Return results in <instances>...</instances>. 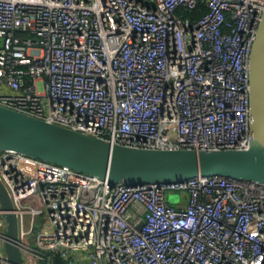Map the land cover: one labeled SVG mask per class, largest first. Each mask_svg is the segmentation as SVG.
Wrapping results in <instances>:
<instances>
[{
  "label": "built area",
  "instance_id": "obj_1",
  "mask_svg": "<svg viewBox=\"0 0 264 264\" xmlns=\"http://www.w3.org/2000/svg\"><path fill=\"white\" fill-rule=\"evenodd\" d=\"M263 13L264 0H0V105L129 147L247 149ZM0 181L24 264H264V183L112 184L13 149ZM6 235L0 206V264Z\"/></svg>",
  "mask_w": 264,
  "mask_h": 264
},
{
  "label": "water",
  "instance_id": "obj_2",
  "mask_svg": "<svg viewBox=\"0 0 264 264\" xmlns=\"http://www.w3.org/2000/svg\"><path fill=\"white\" fill-rule=\"evenodd\" d=\"M249 73L253 138L247 149L129 147L0 105V150H17L107 178L112 184L179 182L198 174H218L264 183V13L252 46ZM0 206L7 223L5 249L9 264H24L18 219L12 199L1 181Z\"/></svg>",
  "mask_w": 264,
  "mask_h": 264
},
{
  "label": "trees",
  "instance_id": "obj_3",
  "mask_svg": "<svg viewBox=\"0 0 264 264\" xmlns=\"http://www.w3.org/2000/svg\"><path fill=\"white\" fill-rule=\"evenodd\" d=\"M207 6L206 4L202 3L200 4L199 8L193 11H187V10H179V14H181L183 17H191L192 19H197L198 17L202 16L204 13L207 12ZM54 264H68L65 260L60 258L59 256H55L54 258Z\"/></svg>",
  "mask_w": 264,
  "mask_h": 264
},
{
  "label": "rangeland",
  "instance_id": "obj_4",
  "mask_svg": "<svg viewBox=\"0 0 264 264\" xmlns=\"http://www.w3.org/2000/svg\"><path fill=\"white\" fill-rule=\"evenodd\" d=\"M182 192H166V197L170 204L177 205L181 198H184L186 201L187 196Z\"/></svg>",
  "mask_w": 264,
  "mask_h": 264
},
{
  "label": "crops",
  "instance_id": "obj_5",
  "mask_svg": "<svg viewBox=\"0 0 264 264\" xmlns=\"http://www.w3.org/2000/svg\"><path fill=\"white\" fill-rule=\"evenodd\" d=\"M185 196H187V195H185Z\"/></svg>",
  "mask_w": 264,
  "mask_h": 264
}]
</instances>
